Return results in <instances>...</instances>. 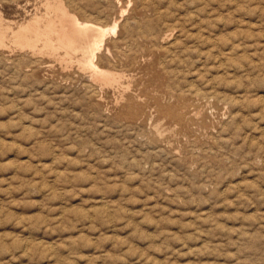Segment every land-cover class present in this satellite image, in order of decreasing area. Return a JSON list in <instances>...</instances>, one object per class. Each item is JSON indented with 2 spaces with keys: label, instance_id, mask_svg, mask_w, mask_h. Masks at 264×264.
I'll return each mask as SVG.
<instances>
[{
  "label": "rangeland",
  "instance_id": "rangeland-1",
  "mask_svg": "<svg viewBox=\"0 0 264 264\" xmlns=\"http://www.w3.org/2000/svg\"><path fill=\"white\" fill-rule=\"evenodd\" d=\"M49 4L119 21L95 51L120 87L80 62L94 30L72 58L35 47L22 25L49 32ZM0 15V264H264V0H0Z\"/></svg>",
  "mask_w": 264,
  "mask_h": 264
},
{
  "label": "bare ground",
  "instance_id": "bare-ground-1",
  "mask_svg": "<svg viewBox=\"0 0 264 264\" xmlns=\"http://www.w3.org/2000/svg\"><path fill=\"white\" fill-rule=\"evenodd\" d=\"M56 2V1H55ZM58 2V1H57ZM56 2V3H57ZM62 2V1H61ZM60 2V4H61ZM118 3L120 1H117ZM47 3V1H46ZM49 3V2H48ZM47 3V4H48ZM52 3V2H51ZM53 4V3H52ZM58 4V3H57ZM56 4V5H57ZM64 4V3H62ZM120 4V3H119ZM55 5V6H56ZM46 6V5H45ZM53 6L51 4H49V7H52L53 10L55 9L57 12H56V19L53 20V18L51 19V17H48L46 18V20L48 21H45V25L46 22L48 23V28L49 29V32H45L44 30H42V21L41 18H38L36 16L34 17H31V19H29L24 25H22L23 28H27L29 27L28 29L30 30L32 27V29H35L36 32H34V36H36V39L34 40L33 43L36 42V45L35 47L39 46L41 44V46L44 48V49H49L53 52H56V51H60V52H63L64 54V58L68 57V58H72L73 57V54H74V51L75 49L77 48L76 44H77V37L80 36L82 33H84L85 31H89V30H94L95 31V35L93 36L94 37V40L93 42L91 43V45L88 47V50L89 52L90 51H94L92 53V55H89V56H86L84 55L81 59H80V62L86 67V68H89L90 69V72L89 74L87 75V77H89V79L94 82V83H97V84H100V85H105L108 86V87H120V85L123 84V82L121 81V78H122V75H120L119 73H116V72H113L111 70H108L102 66H100L98 64V62L96 61L97 59V55H96V52L95 51L96 49L98 50V47L99 46H103V44L105 43V39H106V35L108 32H113V33H116L118 31V27H119V21L115 20L112 24V26H107V27H103L102 25L100 24H96V23H92V22H87V21H83V20H79L78 17H68L66 18V15H67V11L64 12L63 11V8L62 6ZM65 6V5H64ZM121 6V5H120ZM130 6V5H129ZM117 7V6H116ZM119 8V7H118ZM52 10V9H50ZM52 10V11H53ZM120 10V9H119ZM51 11V12H52ZM122 13L124 11L121 10ZM120 11V13H121ZM46 12V11H45ZM44 12V13H45ZM48 12H50L48 10ZM54 13V11L52 12ZM122 13L120 16H122ZM47 14V13H46ZM45 14V15H46ZM55 14V13H54ZM59 14V15H58ZM71 14V13H70ZM44 15V14H43ZM48 15V14H47ZM69 15V14H68ZM1 16V15H0ZM40 16V15H39ZM49 16V15H48ZM71 16V15H70ZM76 16V15H75ZM45 17V16H44ZM47 17V16H46ZM3 18V17H2ZM28 19V18H27ZM43 19V18H42ZM4 20V19H3ZM119 20V19H118ZM0 21H2L1 17H0ZM4 22V21H3ZM5 23V22H4ZM3 23V24H4ZM2 24V22L0 23ZM6 25V24H5ZM26 25V26H25ZM44 25V24H43ZM2 26V25H0ZM20 27V26H19ZM21 27V31H22V28ZM1 28V27H0ZM8 28V27H7ZM27 29V30H28ZM16 30V29H15ZM21 31H19V35H16L17 34V31H16V37H14L17 42H18V39L21 38L22 36L25 35V38H24V42L25 43H28L30 42V39H29V36H28V33L24 32L22 33ZM84 31V32H82ZM30 32V31H29ZM14 34V33H12ZM30 34V33H29ZM86 34V33H85ZM84 35V34H82ZM31 36H33L31 34ZM92 36V35H91ZM7 37H10L9 34H5L4 32H0V44H4L6 42V39ZM12 37V36H11ZM81 37V36H80ZM79 37V39H80ZM90 38V39H93ZM13 38V37H12ZM11 38V39H12ZM146 39V38H145ZM154 39V38H153ZM23 40V39H22ZM11 40H9L8 42H10ZM14 43H15V40H12ZM23 42V43H24ZM80 42V41H79ZM38 43V44H37ZM17 43H15L16 45ZM81 44V43H80ZM20 46V45H19ZM39 46L38 48L40 49ZM27 48V46H26ZM34 48V47H33ZM25 49V48H24ZM42 51V50H41ZM52 53V52H51ZM58 53V52H57ZM55 54V53H54ZM51 55V54H50ZM57 56V55H56ZM75 57V56H74ZM67 59V58H66ZM88 73V72H87ZM138 96V95H137ZM133 111V110H132ZM170 111V110H169ZM130 112H131V108H130ZM166 112V111H165ZM168 112V110H167ZM169 113V112H168ZM171 113V111H170ZM174 113L179 117V114L175 112L174 110ZM200 113V112H199ZM130 114V113H129ZM132 115H136L135 112H132ZM174 115V114H173ZM172 121V120H171ZM185 127V126H184Z\"/></svg>",
  "mask_w": 264,
  "mask_h": 264
}]
</instances>
